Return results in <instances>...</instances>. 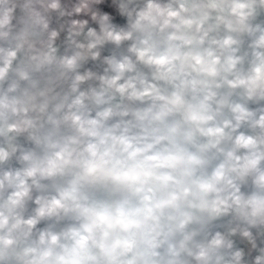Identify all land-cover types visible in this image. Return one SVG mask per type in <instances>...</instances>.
<instances>
[{
    "label": "clouds",
    "instance_id": "1",
    "mask_svg": "<svg viewBox=\"0 0 264 264\" xmlns=\"http://www.w3.org/2000/svg\"><path fill=\"white\" fill-rule=\"evenodd\" d=\"M0 264H264V0H0Z\"/></svg>",
    "mask_w": 264,
    "mask_h": 264
}]
</instances>
